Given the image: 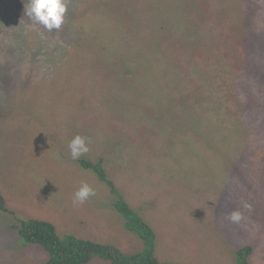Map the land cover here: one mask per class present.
<instances>
[{
    "label": "rangeland",
    "instance_id": "obj_1",
    "mask_svg": "<svg viewBox=\"0 0 264 264\" xmlns=\"http://www.w3.org/2000/svg\"><path fill=\"white\" fill-rule=\"evenodd\" d=\"M19 2L23 8L27 0H19ZM104 2L105 0H100L99 4ZM251 2L257 7V3H260L263 8H252L247 5L245 9L259 16L254 22L248 24V28L243 29H241L242 26L237 27V19L232 18L230 22L238 29L233 36H236L238 32L242 35L255 33V39H258L263 35L264 0H251ZM2 5H0V110L8 109L11 112L12 107L20 106L19 98L15 101L12 95H20L19 93L23 90L21 81L23 72L12 69L8 72L11 63L8 55L9 47H15L12 52L22 59L19 62L20 65L23 68L25 66L27 71L28 69L31 71V75H27L31 82H37L42 76L48 77L51 66L61 70H63V64L68 67L66 61L73 49L79 53L83 50L82 48H85V41L90 40L93 34L91 28L94 18L90 21L92 17L89 19L85 15L83 17L80 10L78 12L80 20L76 23L69 13L72 5L78 7L76 11L79 8L84 9L83 0H68V12L59 31L48 32L39 25H34L25 12L20 11L22 8L16 10L21 20L18 29L12 30L10 24L12 25L13 21H9L8 12L1 7ZM158 5L162 11H170L169 3ZM144 6L145 3L137 7L133 4L139 20L144 16ZM229 11L236 14L241 21L246 17L235 7ZM119 12H121L120 9ZM103 14L105 13H98L96 16L97 30L103 29L107 24ZM199 15L200 19H197L196 25L208 23L209 16L214 15V12L201 9ZM223 22L220 18L213 24ZM73 24L75 27L68 28ZM80 29H83L82 38L84 37L85 40H82L81 35L78 34ZM11 30L21 37L18 39L17 35L12 36ZM66 31L76 34L75 38L78 42L81 39L82 43L73 45L70 41V47L67 49ZM130 36L131 33L125 34L118 31L112 36V42L119 45L130 41ZM118 47L121 53H125L131 50L128 49L131 48V43H124ZM92 48H98V45L95 44ZM253 51L256 59L249 61L256 64L250 62L244 68L251 75L246 81L254 82L251 94L256 98L261 88L258 89L254 77L259 74L258 62H261L262 56L257 50ZM227 59L230 58L224 57L222 61L225 62ZM85 61L89 68V61ZM231 61L233 63V60ZM235 61L243 62L242 59ZM130 62H132L131 59L120 63L113 60L106 61L105 67L104 61H93L98 65L96 70L90 72L98 73L100 79L88 84L92 86L100 84L94 90L96 94L92 96L94 99L104 103V100L112 95V100H116L110 110L103 111L104 108H100L101 115L97 116V119L113 118L114 122L128 130L131 129L133 140H143L146 144V150L143 153L145 162H139V158L135 157L130 160L129 166L125 167L118 166L120 162L113 158L114 168L109 171H112L111 177L121 180L124 192L126 190L129 193V196H126L129 205L136 210L140 209L144 220L152 225L156 233L158 255L179 256L186 253L194 258L197 264H237L235 250L240 246L249 245L255 250L252 264H264V224H257L252 216V211H256L257 204L253 193L260 192L264 197V142L260 140L263 144L260 150H247L252 147L253 137L258 136L255 130L250 131L256 127L254 123L256 108L248 104L245 112L244 107L234 104L233 101L226 103L227 99L224 98L226 101L224 105H214L220 108L219 112L209 113L201 119L196 118V122L184 119L181 124H175L171 118L167 119L170 112V108L166 106L167 102L165 105L162 104L160 95L151 90L153 88L151 85L149 89L145 87L135 94L138 100L147 103L149 107L139 109L138 113L133 112V109L128 110L127 107L122 109L120 95L127 94L123 91L127 85L125 66ZM8 73L15 76V82ZM107 79L114 91L107 89ZM121 80L125 85L120 82ZM43 84L51 88L54 82L49 80ZM75 87H77L76 82H70L67 90L75 93ZM263 91L262 98H264ZM7 92L11 95L12 101L9 105ZM81 92L82 95L88 94L91 89L81 90ZM22 100L24 101V98ZM207 104L209 103H205L204 106ZM175 110L177 111L173 109L172 112ZM7 112L3 114L0 112V116H4ZM63 112L66 111L63 110ZM41 113L46 115L47 109H42ZM248 142L250 146L247 145ZM22 147L21 143L18 150L21 151ZM137 147L138 143L131 152H135ZM8 149V144L0 141L2 156H7ZM106 152L110 156H117L118 153L111 148H107ZM29 156L35 157V161L29 166L22 167L17 165L19 163L17 162L0 167V193L8 209L7 213L0 210V264H46L48 262L49 254L44 247L27 243L21 236L22 221L29 219L52 222L61 238L74 236L83 240L114 245L125 254L140 252L142 242L134 233L124 228L122 219L113 206L109 189L98 181L93 172L79 169L70 161H54L51 158H43V155H41L42 159H38L36 155ZM238 157L241 158L239 167L248 164L245 170L241 169L246 174L240 178L237 175L239 168L236 174L229 175L232 171L230 165L237 163ZM244 177L249 180L247 184L241 181ZM81 181H87L96 190V195L90 197L84 204L74 206L73 194ZM245 204L250 207L245 208ZM235 210L241 211L244 216L239 224L231 223L226 218ZM180 243L183 245L179 246ZM87 264L111 263L105 258L93 257Z\"/></svg>",
    "mask_w": 264,
    "mask_h": 264
},
{
    "label": "trees",
    "instance_id": "obj_2",
    "mask_svg": "<svg viewBox=\"0 0 264 264\" xmlns=\"http://www.w3.org/2000/svg\"><path fill=\"white\" fill-rule=\"evenodd\" d=\"M2 1L0 0V5L3 4L1 7L8 12L9 21H13L12 25L10 24L11 29H18L21 20L16 10L22 8V5L19 0ZM83 3L84 9L79 8L78 11H76L78 7L72 5L69 15L76 23L80 20L78 17L80 10L83 17L84 15L87 19L92 17L90 21L94 18L91 28L93 34L90 32L92 36L90 40L85 41L86 46L81 52L78 53L73 49L69 53V59L66 61L68 67L63 64V70L51 66L48 77L42 76L39 81L31 82L27 76L31 75V71L29 69L27 71L25 66L26 70H24L19 63L22 59L12 52L15 47H9L8 55L11 63L8 72L11 69L23 72L21 75L23 90L19 93L20 95H12L15 101L19 98L20 106L12 107L11 112L8 109L0 110L2 114L8 111L4 116H0V141L6 142L9 148L7 156H2L3 153L0 152V167L17 162H19L17 165L26 167L35 161V157L29 155H36L38 159H42L41 155H43V158H51L54 161H70L79 169L93 172L98 181L109 189L113 206L120 215L124 228L134 233L143 246L138 253L125 254L114 245L83 240L74 236L61 238L52 222L41 219L22 221L21 236L27 243L40 245L47 250L49 259L46 264H87L93 257L105 258L111 264H197L196 260L186 253L179 256L158 255L156 233L152 225L144 220L140 209L136 210L129 205L126 199L129 193L126 190L124 192L121 180L111 177L112 171L109 170L114 168L112 164L116 159L120 162L118 166L125 167L129 166L130 160L135 157L139 158V162L144 161L143 153H145L146 144L143 140H133L131 129L128 130L114 122L113 118L97 119V116L101 115L100 108L108 111L113 108L116 100H112L111 95L109 99L101 103L92 97L96 95L94 90L100 84L92 86L88 83L100 78L98 73L90 71L96 70L98 64L93 63L95 60L104 61L106 67V61L113 60L120 63L131 59L132 62L125 66L127 85L123 91L127 94L120 95L122 109L127 107L128 110L133 109V112L138 113L139 109L149 107L147 103L138 100L135 94L138 90H143L145 87L149 89L153 85L151 90L160 95L163 105L167 102L166 106L170 108L167 119L171 118L175 124H181L184 119L196 122V118L201 119L209 113L219 112L220 108L214 105L221 106L226 101V103L233 101L234 104L244 107L245 112L249 104L252 108H256L254 116L256 127L250 131L255 130L258 136L253 137L252 147L247 150H260L261 147L263 148L260 140L264 142V98H262L264 63L258 62L259 74L254 77L258 89L261 88L256 98L251 94L254 82L246 81L251 75L245 71L244 67L250 62L256 64L249 60L256 59L253 50H259L263 40L255 39V33L242 35L238 32L236 36H233V33L238 31L237 27L248 28V24L254 22L259 16L255 12L246 10L245 7L248 5L257 8V6L251 0H105L104 4H99L100 0H83ZM142 3H145L144 16L139 20L136 7ZM156 3L162 5L169 3L170 11H162ZM232 7L239 9L246 17L241 21L236 14L229 11ZM201 9L214 12V15L209 16L208 23L196 25L195 22L200 19ZM20 11H24V7ZM102 12L105 13L103 15L107 24L103 29L97 30L96 16ZM220 18L223 19V23L213 24ZM232 18L237 19V27L230 22ZM73 27L75 24L68 28ZM12 30L11 35H17V32ZM82 31L83 29H80L78 34L83 40ZM118 31L125 34L131 33V40L124 42L131 43V48H128L131 50L125 53H121L118 47L124 43L115 45L112 42V36ZM66 34L67 49L70 47V41L73 45L82 43L81 39L78 42L75 38L76 34L68 31ZM17 37L19 39L21 36L17 35ZM95 44L98 48L93 49L92 46ZM224 57L230 58L233 63L223 62ZM237 59H242L243 62L237 63L235 61ZM85 60L89 61V68ZM119 72L122 73V71ZM222 73L226 76L224 79ZM9 75L15 82V76ZM49 80L54 82L51 88L43 84ZM70 82L77 84L75 93L67 90ZM120 82L125 85L123 80ZM106 87L109 91H114L108 79ZM90 89V93L82 95L81 90L89 91ZM224 98L227 100L225 101ZM11 102V95L8 94V105ZM205 103L209 104L204 106ZM42 109H47L46 115L41 113ZM173 109L177 111L172 112ZM259 113L263 115L259 116ZM15 114H17L16 117ZM114 114L117 115V113ZM243 115L247 116L246 113ZM77 134L90 138V151L79 159L73 160L68 143ZM21 143L23 147L19 151ZM136 143H138L137 150L132 153ZM247 145L250 146V143L248 142ZM107 148L117 150V156H110L106 152ZM239 160L241 158L238 157L237 163L230 165L232 171L229 175L236 174L238 168L240 169L237 173L238 178L246 174L244 170L248 164L239 167ZM162 166L166 167L165 164ZM243 168L244 170H241ZM258 173L259 170L257 175ZM241 181L247 184L249 180L244 177ZM253 195L257 204L256 211H252V216L257 224H264V197L257 191ZM0 210L8 212L1 193ZM182 245L179 244V246ZM254 255V247L249 245L240 246L234 252L237 264H252Z\"/></svg>",
    "mask_w": 264,
    "mask_h": 264
},
{
    "label": "clouds",
    "instance_id": "obj_3",
    "mask_svg": "<svg viewBox=\"0 0 264 264\" xmlns=\"http://www.w3.org/2000/svg\"><path fill=\"white\" fill-rule=\"evenodd\" d=\"M257 5V8L262 7L260 3H257ZM24 12L34 25H39L48 32L59 31L65 22V16L68 12V0H27ZM260 38L263 40V45H260L257 51L262 56L261 61L264 63V32ZM225 63L232 64V61L227 59ZM222 75L224 79L226 76L224 73ZM90 143L89 137L79 134L75 135L68 143L71 159L77 160L88 153L90 151ZM95 195L96 190L87 181H81L80 186L73 194L72 203L74 206L82 205ZM244 207L249 208L250 205L245 204ZM226 218L231 223L239 224L244 219V216L241 211L235 210Z\"/></svg>",
    "mask_w": 264,
    "mask_h": 264
}]
</instances>
